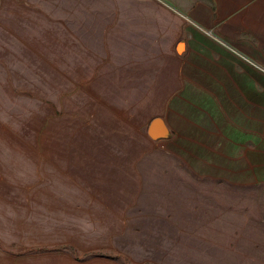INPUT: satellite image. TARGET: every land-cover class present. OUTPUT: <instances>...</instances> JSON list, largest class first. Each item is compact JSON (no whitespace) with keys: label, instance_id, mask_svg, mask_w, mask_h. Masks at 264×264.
<instances>
[{"label":"rangeland","instance_id":"374dc122","mask_svg":"<svg viewBox=\"0 0 264 264\" xmlns=\"http://www.w3.org/2000/svg\"><path fill=\"white\" fill-rule=\"evenodd\" d=\"M162 2L0 0V264H264L243 116Z\"/></svg>","mask_w":264,"mask_h":264},{"label":"crops","instance_id":"0c3cea01","mask_svg":"<svg viewBox=\"0 0 264 264\" xmlns=\"http://www.w3.org/2000/svg\"><path fill=\"white\" fill-rule=\"evenodd\" d=\"M163 1L160 14L177 9L184 26L181 53L211 63L204 72L215 101L226 105V116H243L236 158L264 184V0Z\"/></svg>","mask_w":264,"mask_h":264},{"label":"water","instance_id":"95a60500","mask_svg":"<svg viewBox=\"0 0 264 264\" xmlns=\"http://www.w3.org/2000/svg\"><path fill=\"white\" fill-rule=\"evenodd\" d=\"M165 133H167V128L165 127L162 120L159 118L153 119L149 126V134L151 136H157Z\"/></svg>","mask_w":264,"mask_h":264}]
</instances>
